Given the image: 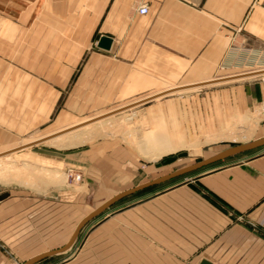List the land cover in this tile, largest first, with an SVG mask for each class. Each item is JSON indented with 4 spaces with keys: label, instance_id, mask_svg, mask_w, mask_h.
<instances>
[{
    "label": "crops",
    "instance_id": "1",
    "mask_svg": "<svg viewBox=\"0 0 264 264\" xmlns=\"http://www.w3.org/2000/svg\"><path fill=\"white\" fill-rule=\"evenodd\" d=\"M142 3L149 6L145 14L137 11ZM101 35L113 39L110 49L97 46ZM17 54L42 55L41 65L27 66L36 69L50 68L43 55H73L59 69L77 67L79 102L132 103L167 89L210 86L186 101L203 103L205 132L215 134L258 103L253 80L264 81V74L197 84L264 71V6L262 0H0V68L2 55ZM182 178L92 219L86 251L35 264H264V147ZM65 214L60 203L5 194L0 264H22L65 245Z\"/></svg>",
    "mask_w": 264,
    "mask_h": 264
},
{
    "label": "rangeland",
    "instance_id": "2",
    "mask_svg": "<svg viewBox=\"0 0 264 264\" xmlns=\"http://www.w3.org/2000/svg\"><path fill=\"white\" fill-rule=\"evenodd\" d=\"M72 56L43 55L50 68L36 69L27 66L41 65L42 55H2L0 68V194L22 193L50 200L51 205H65L67 242L78 223L110 198L105 194L114 195L231 146L264 137L261 78L253 80L258 83V103L229 118L223 132L210 134L205 132L210 127L205 124L203 103L186 101L197 89L176 90L112 115L109 114L129 103L77 101V67L59 69L61 62H69ZM209 87L199 93L204 94ZM81 97L91 96L87 93ZM105 115L109 116L101 118ZM21 147L24 148L17 150ZM181 152L188 155L156 166L163 158ZM28 169L42 170L44 179L17 176ZM167 182L114 205L125 204ZM88 233L89 222L63 255L86 251Z\"/></svg>",
    "mask_w": 264,
    "mask_h": 264
},
{
    "label": "water",
    "instance_id": "3",
    "mask_svg": "<svg viewBox=\"0 0 264 264\" xmlns=\"http://www.w3.org/2000/svg\"><path fill=\"white\" fill-rule=\"evenodd\" d=\"M113 43V39L111 37H109L108 35H101V37L99 38L98 42H97V46L100 47V48H103V49H110L111 48V45ZM254 72V73H252ZM247 73H250V75H245ZM264 73V71H249V72H245V73H239V74H235V75H231V76H227V77H222L221 80H217V81H206L204 83H199L197 85H204V84H211V83H216V82H224V81H230V80H234V79H239V78H244V77H249V76H256V75H260ZM189 86H182V87H179V88H176V89H172L170 91H166L164 93H157V94H154V95H151V96H148V97H145L144 99H141L139 101H136V102H132V103H129L128 105H126V107H123L122 109H119L117 111H114L113 113L109 114V115H112L114 113H117L119 111H122L124 109H127V108H130V107H133L135 105H138L140 103H143V102H147L151 99H154V98H157V97H160V96H163L165 94H168L174 90H179V89H183V88H187ZM109 115H105L101 118H104V117H107ZM99 118V119H101ZM99 119H95L94 121H97ZM94 121H90L89 123L91 122H94ZM49 139V138H47ZM43 140H46V139H43ZM41 140V141H43ZM41 141H38V142H41ZM36 142V143H38ZM35 144V143H33ZM32 145V144H31ZM264 145V137H261L259 139H256V140H253V141H249V142H246V143H242V144H237V145H234V146H231L223 151H220L212 156H209L207 158H204V159H201L195 163H192L190 165H187V166H184V167H181L177 170H174L173 172H170V173H167V174H164L162 176H159L151 181H147L145 183H142V184H139V185H136L134 187H131L129 189H126V190H123L117 194H115L114 196H112L111 198H109L108 200H106L104 203H102L101 205H99L97 208H95L93 211H91L88 215H86L77 225L72 237L69 239V241L63 245L62 247H59L57 249H52V250H48L46 252H43L27 261H25L24 263L22 264H35L43 259H45L46 257H49L51 255H54V254H57V253H60V252H64L66 251L67 249H69L73 243L76 241L77 237L79 236L80 232L82 231V229L85 227V225L90 222L92 219L96 218L97 216H99L100 214H102L103 212H105L108 208H110L112 205H114L115 203H117L118 201L122 200L123 198L129 196V195H132L134 193H137L143 189H146L148 187H151V186H154V185H157V184H161V183H164V182H167V181H170V180H173L175 178H178V177H181V176H185L187 174H190L192 172H195L199 169H202L204 167H207L209 165H212L218 161H221L223 159H226L230 156H233L235 154H239V153H242V152H246V151H249V150H253L255 148H258V147H261ZM29 146V145H27ZM25 146V147H27ZM24 147H21L17 150H20ZM16 151V150H15ZM188 155V152H181L177 155H172V156H168V157H165L163 158L159 163L156 164L157 167H160V166H163V165H168V164H171L173 163L174 161H176L177 159L179 158H182V157H186ZM4 195L3 194H0V200L3 199ZM202 264H211L207 261H204L202 262Z\"/></svg>",
    "mask_w": 264,
    "mask_h": 264
},
{
    "label": "bare ground",
    "instance_id": "4",
    "mask_svg": "<svg viewBox=\"0 0 264 264\" xmlns=\"http://www.w3.org/2000/svg\"><path fill=\"white\" fill-rule=\"evenodd\" d=\"M191 154V153H190ZM192 154H194V153H192ZM29 168V167H28ZM40 169V168H39ZM34 170V169H33ZM38 170V169H37ZM57 170H55V172H56ZM50 172V171H49ZM48 172V173H49ZM60 172V171H59ZM47 173V174H48ZM54 173V172H53ZM19 174H24V175H28V176H30V177H32V178H34V179H37V181L38 180H43L44 179V176L42 175L43 174V172H42V170H38L37 172H35V171H31V170H26V171H24V172H22V173H17V176L18 177H20V176H22V175H19ZM55 174V173H54ZM24 175H23V177H24ZM50 175V174H49ZM59 175V174H58ZM51 176V175H50ZM54 176V175H53ZM56 177H57V175H55ZM63 177V176H62ZM50 179H51V177H50ZM57 179V178H56ZM63 179V178H62ZM55 180V179H54ZM35 181V180H34ZM48 181H51L52 182V180H48ZM36 182V181H35ZM43 182V181H42ZM55 183H57V182H55ZM32 185V184H31Z\"/></svg>",
    "mask_w": 264,
    "mask_h": 264
},
{
    "label": "built area",
    "instance_id": "5",
    "mask_svg": "<svg viewBox=\"0 0 264 264\" xmlns=\"http://www.w3.org/2000/svg\"><path fill=\"white\" fill-rule=\"evenodd\" d=\"M262 4H263V6H264V0H262ZM148 10H149V6H148L147 3H142L141 5H139V6L137 7V11H138L139 13H141V14H145V13H147Z\"/></svg>",
    "mask_w": 264,
    "mask_h": 264
},
{
    "label": "trees",
    "instance_id": "6",
    "mask_svg": "<svg viewBox=\"0 0 264 264\" xmlns=\"http://www.w3.org/2000/svg\"><path fill=\"white\" fill-rule=\"evenodd\" d=\"M178 178H180V177H178ZM176 179V178H175ZM144 190V189H143ZM142 191V190H141Z\"/></svg>",
    "mask_w": 264,
    "mask_h": 264
}]
</instances>
